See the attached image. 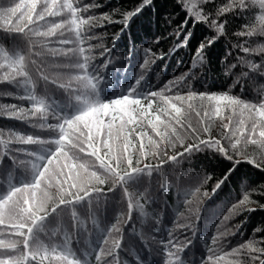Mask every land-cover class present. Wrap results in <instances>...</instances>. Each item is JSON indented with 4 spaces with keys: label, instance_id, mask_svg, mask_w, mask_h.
Instances as JSON below:
<instances>
[{
    "label": "snow or ice",
    "instance_id": "1",
    "mask_svg": "<svg viewBox=\"0 0 264 264\" xmlns=\"http://www.w3.org/2000/svg\"><path fill=\"white\" fill-rule=\"evenodd\" d=\"M0 34V264H264V0H0Z\"/></svg>",
    "mask_w": 264,
    "mask_h": 264
},
{
    "label": "trees",
    "instance_id": "2",
    "mask_svg": "<svg viewBox=\"0 0 264 264\" xmlns=\"http://www.w3.org/2000/svg\"><path fill=\"white\" fill-rule=\"evenodd\" d=\"M113 3H131L132 0H112ZM150 23H148L146 25V27L144 29L140 28V25H134L132 28V33L134 36L138 37L137 43H139V40L144 39V32L147 31L149 34H151L152 32H156L157 34H159V32L161 31V28L158 27V22L157 19L155 17L154 14L149 15L148 17ZM236 22L239 23L240 20L239 18H236ZM3 35L0 34V41H2ZM126 42V41H125ZM162 48H166L167 45H161ZM122 48V46H121ZM215 53L217 55L222 54L223 52V45L220 44L216 47V49L214 50ZM184 60L185 63L187 62V53L184 51H181L177 56H175L174 58H169L167 60V64L166 66L164 64H161V67L164 68V71L166 72L167 75H164L162 73L161 75V80H165L167 78H170L173 74H179L180 71H183L185 68V64H177L176 60ZM215 64V68L213 71L209 72L207 74V76H205L204 79V83L197 85V87L200 90H212V91H220V90H224L227 87V79L225 77V75L220 71L221 66L216 63L215 61L213 62ZM152 81L155 83L156 82V78L155 75H152ZM233 92H239V89H233ZM253 93L252 92H248L246 91L244 93V96L246 98H252L253 97ZM0 102H14L10 99H3L0 100ZM4 121H0V124H3ZM17 126H19V124L17 123ZM219 164V161H213L212 162V167L216 168L217 171L220 170L219 167H217V165ZM224 165H227V162H224ZM241 174H247V178L249 179L250 183H260L262 181H264V173H260L257 170H250L249 167L245 166V167H241L240 169ZM155 179V178H154ZM209 189L211 187V185H208ZM235 185L230 183L227 186H225L223 188V191L218 192L217 195L211 197L208 201H206L205 206H204V215L205 217H211L212 215L219 213L224 204L225 201L228 199V194L231 192L233 195H236V192L233 191ZM172 197L169 196V200L170 203ZM114 208V205L112 206ZM169 217H170V213L166 212L165 213V222H170L169 221ZM242 218V217H241ZM264 221V212H260L257 211L255 213L250 214L249 219L247 221V223L242 227L241 233L235 237L234 239H241L243 237H246L247 234L249 233V231H251V229L258 223ZM210 225L207 223H203L202 227H201V235H207L210 233ZM99 233H97L98 236ZM2 238H7V234H5ZM202 251V249L200 250ZM200 251L196 252L197 257L201 254Z\"/></svg>",
    "mask_w": 264,
    "mask_h": 264
}]
</instances>
